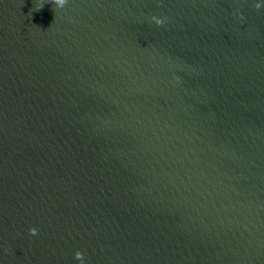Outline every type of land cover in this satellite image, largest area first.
Instances as JSON below:
<instances>
[{
    "label": "water",
    "instance_id": "95a60500",
    "mask_svg": "<svg viewBox=\"0 0 264 264\" xmlns=\"http://www.w3.org/2000/svg\"><path fill=\"white\" fill-rule=\"evenodd\" d=\"M76 250L264 264V0H0V264Z\"/></svg>",
    "mask_w": 264,
    "mask_h": 264
},
{
    "label": "clouds",
    "instance_id": "9594fccd",
    "mask_svg": "<svg viewBox=\"0 0 264 264\" xmlns=\"http://www.w3.org/2000/svg\"><path fill=\"white\" fill-rule=\"evenodd\" d=\"M59 4L62 6L63 3L65 2V0H58ZM259 6V4H257V7ZM150 19L152 21H154L157 25L161 24L164 20H166L167 18L166 17H158L156 15H152L150 17ZM174 79L176 80H179V77H174ZM27 231L30 233V234H35L36 233V228L35 227H29L27 229ZM73 256L75 259H77V261L79 262V264H84L83 262V253L80 251V250H76L73 252Z\"/></svg>",
    "mask_w": 264,
    "mask_h": 264
}]
</instances>
